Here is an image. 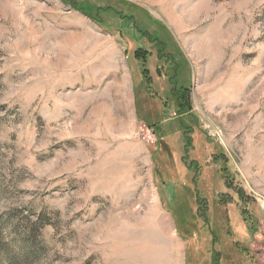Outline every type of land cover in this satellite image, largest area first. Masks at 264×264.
Wrapping results in <instances>:
<instances>
[{"label":"rangeland","instance_id":"374dc122","mask_svg":"<svg viewBox=\"0 0 264 264\" xmlns=\"http://www.w3.org/2000/svg\"><path fill=\"white\" fill-rule=\"evenodd\" d=\"M0 264H264V0H0Z\"/></svg>","mask_w":264,"mask_h":264},{"label":"trees","instance_id":"16d2710c","mask_svg":"<svg viewBox=\"0 0 264 264\" xmlns=\"http://www.w3.org/2000/svg\"><path fill=\"white\" fill-rule=\"evenodd\" d=\"M155 44H156V47L161 49L162 52L165 50L167 52V49H166V45L162 42V41H155ZM158 53L159 51L156 50ZM135 53V57L136 58H145V56L148 55V51H145L144 49H139L137 51L134 52ZM168 55H172V59L174 61V66H175V73L174 75H171L169 77V80H170V90H169V96L172 97V99H175L176 101V106L178 107V110H183L187 107V100H188V97H187V94L189 93V89L186 88V87H179L177 88V84H176V77H177V72H178V64L176 63L177 59L175 56H173V54L171 52H167ZM143 54V55H142ZM162 54V53H160ZM147 67L145 68H142L141 70V75L143 76V78L147 81L146 84L148 83L149 86L151 85L150 84V80H149V75H148V69H146ZM174 70H172V72H174ZM154 71H156V73H158L160 71V68H158L156 65L154 66ZM153 128V127H152ZM153 130V129H152ZM190 142V141H188ZM225 170L223 169V171H221L223 173V175L225 176L226 174V171L224 172ZM218 257H219V254L218 256L216 257V259H214V255H213V258H212V261L215 262V260L218 261Z\"/></svg>","mask_w":264,"mask_h":264},{"label":"built area","instance_id":"2783aa9c","mask_svg":"<svg viewBox=\"0 0 264 264\" xmlns=\"http://www.w3.org/2000/svg\"><path fill=\"white\" fill-rule=\"evenodd\" d=\"M142 140L148 143L153 142V132L149 128H145V130L141 133Z\"/></svg>","mask_w":264,"mask_h":264},{"label":"bare ground","instance_id":"6f19581e","mask_svg":"<svg viewBox=\"0 0 264 264\" xmlns=\"http://www.w3.org/2000/svg\"><path fill=\"white\" fill-rule=\"evenodd\" d=\"M214 37V36H213ZM213 39V38H212ZM215 44V43H214ZM212 45H213V43H212ZM165 224V223H164ZM168 229V228H167ZM162 229H160V234L162 233V231H161ZM169 231V230H168ZM167 232V231H166ZM166 234V233H165ZM163 244V243H162ZM162 254H164V252L162 253ZM148 263V262H147Z\"/></svg>","mask_w":264,"mask_h":264}]
</instances>
